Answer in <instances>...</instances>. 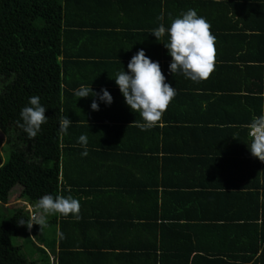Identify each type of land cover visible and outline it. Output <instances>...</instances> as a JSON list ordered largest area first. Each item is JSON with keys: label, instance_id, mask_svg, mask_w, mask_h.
<instances>
[{"label": "trees", "instance_id": "trees-1", "mask_svg": "<svg viewBox=\"0 0 264 264\" xmlns=\"http://www.w3.org/2000/svg\"><path fill=\"white\" fill-rule=\"evenodd\" d=\"M99 2L0 0V130L6 137L0 139V264H96L94 255L109 258L111 264H264V162L251 155L246 127L264 111V0H118L122 15L112 24H106ZM188 8L206 19L215 37L214 70L203 86L177 82L168 70L167 36L158 41L151 34L160 23L167 28ZM136 9L152 12L150 20L140 18L142 24L132 25L142 31L130 34L145 35L143 41L130 40L121 47L113 34L115 48L99 53L83 47L89 31L122 26V19L132 15L128 10ZM161 13L163 20L158 21ZM140 49L159 62L165 82L177 94H189L207 106L200 105L203 113L199 110L197 117L179 113L171 118L172 99L163 113L166 125L160 127L159 121L145 130L151 134L145 154L138 157L141 176L131 169L126 180L128 168L118 163L115 171H103L111 169L104 166L108 159H120L131 150L124 140L112 137L122 133L130 116L116 75H110L127 72ZM92 61L100 71L87 66ZM84 70L96 77L83 80ZM105 75L113 79L112 87H106L111 88L107 90L113 103L104 105L122 115L96 132V124L81 115L80 107L73 110L74 90L100 85L98 78ZM184 87L188 92L200 88L206 95L197 98L199 93H185ZM31 96H39L48 119L29 139L17 121ZM62 117L71 124L61 136ZM81 135L87 136L86 156L81 155L84 148L76 146ZM92 154L96 157L88 159ZM67 155H73L74 162ZM82 170L89 176L81 178ZM159 172L164 174L162 195L157 189ZM182 175L193 176L186 180ZM138 177L146 179L143 186ZM152 178L155 183L148 181ZM17 187L19 199L33 210L46 194L70 195L80 205L87 204V210L80 209L89 225L84 230L87 235L89 230L100 232V251L79 248H90L89 239L73 244L62 238L60 225L71 215H49L42 229L21 225L20 219L30 218L33 211L26 204L8 207ZM145 187L151 188L150 210L133 212L126 194L125 203L121 201L125 210L122 205L111 208L122 191L134 196Z\"/></svg>", "mask_w": 264, "mask_h": 264}, {"label": "clouds", "instance_id": "clouds-1", "mask_svg": "<svg viewBox=\"0 0 264 264\" xmlns=\"http://www.w3.org/2000/svg\"><path fill=\"white\" fill-rule=\"evenodd\" d=\"M157 20H163L162 13L157 16ZM210 27L204 17L198 15L194 9H188L174 18L167 28L160 23L151 32L158 41L167 36L164 46L171 57L168 65L171 74L182 75L194 83L206 80L210 76L214 70L215 59V37ZM127 69V72L123 69L116 74L115 84L122 93L126 105L142 118L143 123L138 125L141 130L151 129L157 126L167 110L175 96V88L165 82L159 62L152 61L143 49L132 56ZM92 93V88L90 91L86 86H80L74 90V95L79 99L90 95L95 97L90 105L94 111H99L97 99L106 106L113 103V97L106 88H101L98 93ZM46 110L40 103L39 96L29 97L27 105L21 109L17 124L29 139L35 138L40 133L42 125L47 123ZM58 124V133L62 136L67 134L71 120L68 117H62ZM246 127L250 139V144L247 146L251 155L264 162V111L259 116H254ZM77 142L84 148L81 155L86 156L87 136H79ZM24 203L28 209L32 208L28 203ZM30 211H33L30 218L26 220L22 218L19 221L28 229H31L33 224L39 225L42 229L46 226V217L53 214L63 217L71 215L76 220L80 219L79 201L70 195L67 197L43 195L36 202L34 210Z\"/></svg>", "mask_w": 264, "mask_h": 264}, {"label": "crops", "instance_id": "crops-1", "mask_svg": "<svg viewBox=\"0 0 264 264\" xmlns=\"http://www.w3.org/2000/svg\"><path fill=\"white\" fill-rule=\"evenodd\" d=\"M117 1L118 0H100V2H99L100 5H101V9L103 10L104 19L106 21V24H112V22L116 23V17L115 16L118 17V15H122V11L117 12V8L119 7ZM121 1H124V0H121ZM188 9H190V8H188ZM128 11H133V12L131 13L132 15H127V17L122 19V21L125 24L122 21H120L121 23L124 24V26L122 24L123 27L119 25L117 28L107 27L105 30L104 29H102V30H98L97 29V30L89 31V35H87L88 37L85 39V41L83 43V47H86L88 50L93 49L94 51L96 49H98L100 51L99 53H103V52H105L108 49L115 48L114 45H111V44H113L112 37L115 36L113 34H116V35L119 36V37H117V40L119 41V45L121 47L123 46V44L129 43L130 40L133 41V43H136L139 40L143 41V36H145V35H143V36L140 35V36L136 37L135 34H132V35L130 34V33H136L138 30H141L140 28H133L132 25H137V23L138 24H142V22L139 21L140 18L141 19L143 18V21H145V22H146V20H150V18H147V17L151 16V14H152L151 10L147 9V12L145 10L143 11L142 9L128 10ZM126 23H127V25H126ZM129 25H131V27ZM96 32H98V33L96 34ZM103 43H105L106 45H104ZM107 43H109V44H107ZM117 44L118 43L116 42V45ZM108 45H109V48H108ZM123 52L126 53L125 50ZM90 64L91 65H87L89 68L94 66L97 70L100 71V67H97L95 64H93V61ZM81 66H82L83 69H87V67L84 65V63H81ZM81 73L83 74V77H82L83 80H90L91 81L93 78L96 77L95 75L94 76L93 75L89 76V74L85 73V70H84V73H83V71ZM114 75H116V74H112V75H110V77L114 78L115 77ZM108 76L105 75L103 77L98 78V80L101 82L100 85L89 84L87 88L90 91H91V88H92V90H93L92 94H94V92L98 93L101 88L112 87V85H110L109 82L112 81L113 79H111ZM175 76L177 78V82L181 81V79H182V85L183 84H193V82L191 80L185 79L182 75L177 74ZM208 78L206 79L207 82L209 81ZM102 81L103 82L105 81L106 84L103 85ZM83 82L86 83L85 81H83ZM200 84L203 86L204 85V80L201 81ZM81 86H84V85H81ZM187 88H190V87L188 86ZM187 88L184 87V89H183L184 92L185 93H199L200 96L197 97V98H202L203 99V97L206 95V92H204V90H202L200 88L193 89V90L189 89V92L186 90ZM106 89H111V88H106ZM176 91L177 90H175V93H176ZM183 96H186V97H184V100H182ZM189 96H190L189 94H183V92H182V94H177V93L175 94V96L173 98V100L175 102L172 103V105L169 106V110H168V113L170 114L169 117L176 118V116L178 117L177 114H179V113L183 114L184 116L189 114V117H191V116L197 117L199 115L200 105H202L203 101L201 102V104H199V103H197L198 99L191 100ZM93 99H95V97H93L92 95H90L88 97H85V98H80V99L77 96H74V98H73V100H74V102H73V110L77 111L78 107H80L81 115L84 116L85 118H87V121H92V122H94L96 124V126H94V128L96 129L95 130L96 132H99V130L103 129V127L110 126L111 123H112V120H119L121 118L120 115H122V114H120V113H117V114L115 113L114 114V112L111 113V109L105 107L104 103L100 102L98 99H97V103L99 104V111L92 110L90 105H91ZM175 99H177V100H175ZM206 106H207L206 103H204L202 105L203 108H205ZM126 112L129 113L130 118H129V120H125L123 122L124 128H123L122 133L119 134V135H116L114 133V135L112 137L113 138L116 137L118 139V141L124 140L123 145L125 144L124 147H130L131 148L130 153L128 152V154L125 157H122L120 159H115V160L113 158L108 159V161H106L104 163V166L110 165L109 167H111V169H107V167H105L103 169V171L104 172L115 171V169L118 167L116 165L120 164L121 166L128 168L127 179L126 180H129L130 175L128 177V174H129V171L132 172L131 169L133 170V172L135 170V172H137L136 174L138 176H141V173H140L139 169L143 168V167H141L143 165V163H142V160L138 159V157H142L145 154L144 149L147 148L146 147L147 146L146 142L148 141L147 139L149 137V134H151V133L149 131H145V130L141 131V128L138 125L142 124L143 120L139 116L138 113L136 114L135 112H133L130 109V107H128V111H126ZM200 112L203 113V110L201 109ZM128 113H127V115H128ZM127 115H126V117H127ZM126 117H125V119H127ZM92 118H96V119L92 120ZM112 118H114V119H112ZM115 118H117V119H115ZM164 119H165V117H164V114H163L162 117H161V120H160V127H163V125H166V122H165ZM176 120H171V121H172V123H177ZM183 124H184V126H186V123H183ZM128 125H129V127H128ZM91 135L94 136V134H91ZM108 137L110 139V136H108ZM79 145L80 144H77L76 146H79ZM153 145H155V144L153 143L152 146ZM134 148H136L137 150H133ZM75 156H76V154H75ZM66 157L68 159H70L72 162H74L73 155H67ZM66 157L64 159H66ZM95 157H96V155L92 154V155H90L87 158L88 159H94ZM64 159H62V162H63ZM79 162H81L80 159H79ZM76 163H78V162H76ZM146 166H147V164H146ZM62 167H63V165H62ZM151 168H154V167H151ZM144 170L146 171L145 168H144ZM85 171L82 170L79 173L81 178H86V177L89 176L87 173H85ZM158 174L159 175H157V176H158L159 186H158L157 189L159 191L158 192L159 195L160 194L162 195L163 192L165 191V188L162 185L164 174L162 172H159ZM182 176L186 180H189V179H192L193 175H189L188 177L185 176V175H182ZM138 178L141 180L140 181L141 182V186H143V184L145 183L144 181H146V179L145 178L143 179V178H140V177H138ZM148 181H151V182L155 183L156 179L152 178V179H148ZM79 183H80V185L84 184L83 181L80 180V179H79ZM184 184H188L189 185L188 182H185ZM142 189L143 190L137 191V193H135L134 196L130 195L128 192H125L126 190L122 191L119 194V196H117L118 199L115 198L110 203L111 208H115V207L118 208V206H121L123 204L121 202V201H123V198H122L123 194L124 195L126 194L129 197L128 198L125 195L126 198L129 200V203L126 201L127 202L126 204L129 205L130 210H132L133 212L134 211L141 212V211H143L145 209L150 210L152 208V206H153V201H151V200L148 201L150 196H151V193H150V191H151L150 189L151 188L150 187H145V188H142ZM181 191H184V190H181ZM80 196H81V198L83 200H85V198H86V200L88 199L85 194H82ZM126 204H125V206L122 205V209L125 210V208H127ZM86 205H83V206L80 205V209L83 210V209L86 208V210H87V206ZM161 208L162 207H160L159 209H161ZM80 213L82 215H79L80 216L79 220H76V219H74L71 216V217L67 218V221L63 225L62 224L60 225V229L63 228L62 229V231H63L62 232L63 233L62 238L64 237L66 242L73 243V244H80L81 241L85 242L87 239H89V244H90L89 247L90 248H84V247H82L80 245H79V248L85 249V251L87 249H90L89 251H92V250H94L96 252L100 251L99 249L96 248L97 241L101 238L100 232L99 233L98 232H92V230H89L90 234H88L89 235L88 236L84 229L86 227L88 229L89 225L87 224V222H84L82 220V217L84 215H83L82 212H80ZM100 241L104 242L103 240H100ZM102 250H104V249H102ZM94 256L97 258V261L96 262L94 261V263H96V264H111V262H112L111 260H109V258L106 259L105 257H103V255H99V256L98 255H94Z\"/></svg>", "mask_w": 264, "mask_h": 264}, {"label": "rangeland", "instance_id": "rangeland-1", "mask_svg": "<svg viewBox=\"0 0 264 264\" xmlns=\"http://www.w3.org/2000/svg\"><path fill=\"white\" fill-rule=\"evenodd\" d=\"M0 139H2L3 141H6V137L1 130H0ZM20 190H21L20 187H17L14 189L11 195V199H10L11 202L8 204L9 205L8 207L25 205V203L19 199ZM29 210H32V208H29Z\"/></svg>", "mask_w": 264, "mask_h": 264}]
</instances>
